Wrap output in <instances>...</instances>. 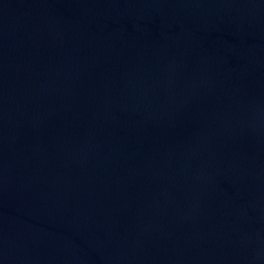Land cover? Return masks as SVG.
<instances>
[{"label":"water","instance_id":"obj_1","mask_svg":"<svg viewBox=\"0 0 264 264\" xmlns=\"http://www.w3.org/2000/svg\"><path fill=\"white\" fill-rule=\"evenodd\" d=\"M0 264H264V0H0Z\"/></svg>","mask_w":264,"mask_h":264}]
</instances>
